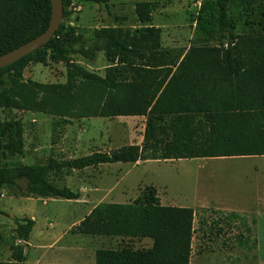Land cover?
Wrapping results in <instances>:
<instances>
[{"label":"trees","instance_id":"1","mask_svg":"<svg viewBox=\"0 0 264 264\" xmlns=\"http://www.w3.org/2000/svg\"><path fill=\"white\" fill-rule=\"evenodd\" d=\"M61 1L63 20L75 19L74 0ZM77 1L106 5L110 0ZM156 10L154 2L136 3L138 28L95 29L91 46L81 43L73 28L61 24L48 44L0 69L3 111L51 116L60 130L72 120L145 117L146 153L137 145H127L80 158L0 166V189L22 181L25 186L19 193L23 197L77 201L79 193L58 186L55 179L106 164H135L141 159L264 157V32L236 34L227 0H214V9L206 12L205 18L201 12L199 19L205 25L216 23L226 34L225 43L194 45L175 52L162 48L158 28L146 26ZM50 18V0H0V56L45 32ZM98 52H103L110 64L104 76L70 60L77 54L95 61ZM47 61L64 64V83L24 79L30 64ZM24 147L22 122L0 118V159L21 156ZM194 217L191 208L161 205L157 191L146 187L132 203L98 204L74 233L152 241L149 249L98 250L95 264H190ZM243 219L247 236H238L240 244L252 240L251 228ZM34 225L31 219L16 222L19 242L29 241ZM0 264L32 263L25 259L24 246L17 244L11 247L10 259Z\"/></svg>","mask_w":264,"mask_h":264},{"label":"rangeland","instance_id":"2","mask_svg":"<svg viewBox=\"0 0 264 264\" xmlns=\"http://www.w3.org/2000/svg\"><path fill=\"white\" fill-rule=\"evenodd\" d=\"M145 1L157 5L146 26L159 29L162 48L184 52L194 45L225 43L226 34L216 23L205 25L199 19L201 12L205 18L206 12L214 9V0H110L106 5L74 0L77 17L61 24L73 28L81 43L91 46L95 29L138 28L134 7ZM227 3L236 34L264 32V0ZM78 48L80 44L74 46L75 50ZM70 60L100 76L110 65L103 52H98L95 61L77 54ZM23 76L39 83H64L66 69L62 63L47 61L30 64ZM8 117L22 122L25 147L21 156L0 159V166L43 164L48 158H80L127 145H137L142 154L146 153V118L72 120L60 130L57 119L44 114L0 109V118ZM164 162L147 164L148 160L141 159L138 164H106L55 179L58 186L79 193L77 201L23 197L19 193L25 186L22 181L15 187L0 189V261H8L11 247L17 244L24 246L26 261L38 260L42 264H95L98 250L149 249V239L83 236L74 233V229L98 204H129L146 187H153L161 204L190 206L195 211L190 264H264V217L259 216L264 213V157ZM197 198L253 211L245 219L255 242H238L240 234L247 236L243 218L232 219L211 209L204 211L195 205ZM27 219L35 225L25 244L18 241L15 229L16 222Z\"/></svg>","mask_w":264,"mask_h":264},{"label":"water","instance_id":"3","mask_svg":"<svg viewBox=\"0 0 264 264\" xmlns=\"http://www.w3.org/2000/svg\"><path fill=\"white\" fill-rule=\"evenodd\" d=\"M50 5L51 18L46 31L26 44L0 56V69L10 66L41 49L54 37L63 21V6L61 0H50Z\"/></svg>","mask_w":264,"mask_h":264},{"label":"crops","instance_id":"4","mask_svg":"<svg viewBox=\"0 0 264 264\" xmlns=\"http://www.w3.org/2000/svg\"><path fill=\"white\" fill-rule=\"evenodd\" d=\"M145 119V117H116L114 119ZM145 126H146V123L144 124V127H143V136H144V131H145ZM244 158V157H242ZM64 159H73V158H64ZM223 159H231V158H223ZM222 159V160H223ZM199 160H202V159H199ZM157 161H160V160H148V163L147 164H151V163H155ZM178 160H166L164 163H168V162H176ZM139 161L135 164H138ZM107 165H111V164H107ZM156 190V189H155ZM158 197V195H157ZM159 198V197H158ZM161 203V202H160ZM116 204H123V203H116ZM163 205V204H161ZM195 205L202 209V210H208V209H211L213 210L214 212H219V213H223V214H234L238 217H242V218H246L245 216H247L248 214H252L253 211L251 210H248V209H234V208H229L227 205L225 204H222V203H219V202H212V201H208L207 199H201V198H197L196 199V203ZM163 206H166V205H163ZM186 208H191L193 209L192 207L188 206ZM194 210V209H193ZM91 212V211H90ZM195 212V211H194ZM262 212H264V207L262 208ZM257 214V213H255ZM259 216L262 218L264 217V213L260 214L259 213ZM255 217V216H254ZM253 217V219H254ZM250 227V226H249ZM251 228V227H250ZM26 244V243H25ZM24 253H25V248H24ZM28 262V260H27ZM30 263V262H28ZM32 264H42L40 263V261H36L35 263H32ZM47 264V263H46ZM50 264V263H49Z\"/></svg>","mask_w":264,"mask_h":264},{"label":"built area","instance_id":"5","mask_svg":"<svg viewBox=\"0 0 264 264\" xmlns=\"http://www.w3.org/2000/svg\"><path fill=\"white\" fill-rule=\"evenodd\" d=\"M72 11H73V13H74V15H73V17L76 15V8H73L72 7Z\"/></svg>","mask_w":264,"mask_h":264}]
</instances>
